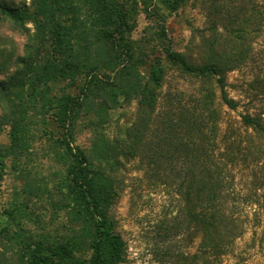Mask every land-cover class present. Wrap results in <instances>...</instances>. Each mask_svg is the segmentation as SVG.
Instances as JSON below:
<instances>
[{
    "label": "trees",
    "instance_id": "trees-1",
    "mask_svg": "<svg viewBox=\"0 0 264 264\" xmlns=\"http://www.w3.org/2000/svg\"><path fill=\"white\" fill-rule=\"evenodd\" d=\"M190 1L31 0L20 7L0 2V21L28 33L22 55L0 50V132L8 128L0 165L25 156L30 122L43 119L68 160L61 195L75 225L59 239L14 238L1 228L0 239L19 242L20 264H123L125 242L110 211L121 191L119 175L134 161L149 181L178 197L180 226L198 240L197 259L209 255L206 264H217L241 236L230 209L233 171L262 161L250 146L221 136L219 105L232 112L240 106L228 94L227 76L255 63L239 28L248 22L236 0H211L212 36L201 60L193 62L171 47L157 11L174 14ZM141 14L157 29L135 40ZM258 15L257 33H263L264 11ZM168 68L195 88L162 92ZM247 88L246 97L255 89ZM121 102L135 103L134 121L109 138L104 126ZM240 125L264 141V110L240 115ZM81 129L90 134L87 147L74 145Z\"/></svg>",
    "mask_w": 264,
    "mask_h": 264
},
{
    "label": "rangeland",
    "instance_id": "rangeland-1",
    "mask_svg": "<svg viewBox=\"0 0 264 264\" xmlns=\"http://www.w3.org/2000/svg\"><path fill=\"white\" fill-rule=\"evenodd\" d=\"M210 1L191 0L174 14L161 7L157 9L171 47L193 62L201 60L205 42L212 36L211 21L215 18L211 20ZM0 2L20 7L29 5L31 0ZM236 4L240 6V14H244L242 20L248 22L239 28L244 32L245 44L252 46L255 63L227 76L228 94L240 106L232 112L219 105L221 136H232L230 140L239 141L241 147L250 146L252 152H259L262 162L256 167L240 165L233 171L234 195L230 209L242 227V234L217 264H264V141L240 125V115L264 110V25L263 33H257L261 28L258 13L264 11V0H236ZM234 28L237 32L238 25ZM156 29V24L141 14L132 38L145 39ZM27 37L28 33L0 21V50L22 55ZM247 85L255 89H250L246 97ZM194 88V84L180 79L177 72L167 69L162 92L173 89L191 92ZM250 94L253 103H248ZM135 111L134 102H121L110 111L104 126L106 135L109 138L121 135L134 121ZM7 133L8 128L0 132V144L8 143ZM27 137L25 156L20 161L5 158L4 164L0 165V229L7 227L14 238H36L44 234L59 239L75 228L61 195L65 192L62 186L68 160L55 143L51 126L43 119L35 117L30 122ZM89 139L90 134L81 129L74 145L87 147ZM250 139L252 143L248 142ZM119 189L110 213L125 242L123 264H206L211 261L209 255L197 259L198 240L192 236L190 228L180 226L178 197L172 190L149 181L140 162L125 164L119 175ZM9 213L12 219L8 217ZM19 248L16 240L0 239V264H20Z\"/></svg>",
    "mask_w": 264,
    "mask_h": 264
}]
</instances>
